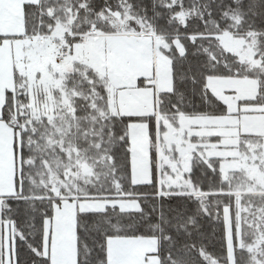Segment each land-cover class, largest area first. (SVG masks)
<instances>
[{"label": "snow or ice", "instance_id": "6c2138e0", "mask_svg": "<svg viewBox=\"0 0 264 264\" xmlns=\"http://www.w3.org/2000/svg\"><path fill=\"white\" fill-rule=\"evenodd\" d=\"M0 264H264V0H0Z\"/></svg>", "mask_w": 264, "mask_h": 264}]
</instances>
